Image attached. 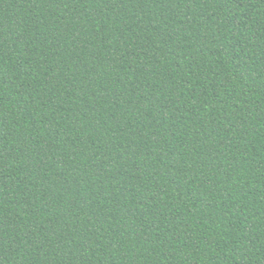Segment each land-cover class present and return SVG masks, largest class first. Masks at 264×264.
<instances>
[{
  "label": "trees",
  "instance_id": "obj_1",
  "mask_svg": "<svg viewBox=\"0 0 264 264\" xmlns=\"http://www.w3.org/2000/svg\"><path fill=\"white\" fill-rule=\"evenodd\" d=\"M0 264H264V0H0Z\"/></svg>",
  "mask_w": 264,
  "mask_h": 264
}]
</instances>
